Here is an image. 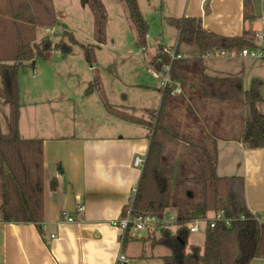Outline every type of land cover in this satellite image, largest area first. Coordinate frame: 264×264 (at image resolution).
Segmentation results:
<instances>
[{"label": "crops", "instance_id": "1", "mask_svg": "<svg viewBox=\"0 0 264 264\" xmlns=\"http://www.w3.org/2000/svg\"><path fill=\"white\" fill-rule=\"evenodd\" d=\"M162 7L169 19H202L219 35L247 33L254 40L257 33H264V0H163ZM156 43L161 45L159 40ZM191 52L185 48L179 54L182 59H192L197 53L201 56L200 49ZM71 54L53 53L52 59L36 61L25 72L23 84L20 78V134L43 140V231L32 222L0 219V264H163L169 249L142 240L147 238L146 232L123 245L119 230L111 224L121 217L132 188L138 186L142 169L134 167L133 161L137 155L146 159L152 127L116 117L97 91L87 94L95 66L80 56V60L69 59ZM229 57L236 61L220 67L208 63L214 57H204L205 74L242 75L245 89L255 79L264 83V59ZM98 66L111 104L123 105L134 116L152 122L161 106V88L154 92L148 84L133 83L134 91L126 94L115 81L118 78L113 74L108 78L107 66L101 62ZM149 72L160 76L157 69ZM227 107L209 102L196 108L217 134L212 135L217 141V173L243 177L249 210L264 211V147L248 148L242 143L243 122L240 131L232 134L235 136L229 134L232 125L227 119L232 110ZM78 204L84 206L82 215L76 214ZM69 215L76 221L65 220ZM157 248L165 250L155 253ZM120 253L127 261H118ZM252 264H264V258H256Z\"/></svg>", "mask_w": 264, "mask_h": 264}, {"label": "trees", "instance_id": "2", "mask_svg": "<svg viewBox=\"0 0 264 264\" xmlns=\"http://www.w3.org/2000/svg\"><path fill=\"white\" fill-rule=\"evenodd\" d=\"M94 12L96 25L103 27L105 9L101 0H81ZM138 33L137 46L147 48L149 24L138 0H124ZM6 14H0V97L10 108V130L0 126V219L5 222H32L43 231V140L23 138L20 134L22 106L20 74L32 68L38 59H45L54 49L64 55L78 41L64 31L60 42L50 37L37 41L38 20L29 0H6ZM48 22L53 23L55 10L46 7ZM180 41L197 45L201 56L193 60H172L161 48L154 59L158 71L170 65L172 84L163 88L161 106L153 122L123 114L108 102L100 75L86 93L97 91L107 110L118 117L152 127L153 134L138 183L133 210L137 214L162 216L171 209L177 216L175 231L161 227L148 234L153 247L163 246L170 253L163 264H252L264 258V223L257 221L249 210L243 177H222L217 173L216 138L206 120L196 111L207 103L227 102L244 108L242 143L248 148L264 147V114L258 105L264 104V83L255 79L245 89L242 75L209 76L205 74L204 54L215 49L241 52L252 46L253 38L245 33L229 37L211 32L202 19H176ZM99 46V45H98ZM87 60L95 64L94 49L83 46ZM179 46L177 47L176 53ZM160 60V61H159ZM96 69V68H95ZM180 85L182 93L173 94ZM1 121V120H0ZM1 125V123H0ZM55 184V183H53ZM224 210L234 220L219 223L205 231L203 247L189 245L191 232L187 223L209 213ZM127 235L123 245L133 239Z\"/></svg>", "mask_w": 264, "mask_h": 264}, {"label": "rangeland", "instance_id": "3", "mask_svg": "<svg viewBox=\"0 0 264 264\" xmlns=\"http://www.w3.org/2000/svg\"><path fill=\"white\" fill-rule=\"evenodd\" d=\"M29 1L32 4L33 12L38 20L37 41H41L42 38L47 36L50 37L54 43L60 42L62 39L68 41V38L64 37V31H69L78 41V44L72 46V50L69 54L72 52L73 54L69 56V59L80 60V56L81 58H84V60L88 61L83 46L93 48L96 61L94 64L96 68L94 71V76L97 72L100 75V79L102 80V70L99 69L98 66L101 62L103 65L107 66L106 74H109L108 78H111L109 77L111 74L118 78L115 81H118V84H122L120 87L125 89L124 92H126V94L134 91L131 88V84L133 83H142L144 85L148 84V86H152L154 92L155 88L159 87L162 90L161 94H163V82L165 77H163L160 73H158L160 74L159 76L156 73L155 75L149 72V69H154L156 71L154 59L160 53L161 48L164 50L165 54H168L166 51L167 49H169L171 53L176 52L178 46L179 52L183 51L185 48L191 49L192 54L199 50L197 45L189 44L183 41H180L179 43L180 29L177 23H175V18L169 19L166 17L162 7L163 0H138L139 7L149 24L147 48L144 50H141V48L137 46V29L130 18L128 7L124 0H101L105 9V20L101 29H99L96 25L95 15L90 6L83 3L81 0ZM48 5L53 6L55 10V19L53 23L48 22L46 10ZM6 10V0H0V14H6ZM45 28H49L50 30L46 32ZM157 40L160 41L161 45L156 43ZM50 53L45 59H52L50 56L53 53H58L62 56L64 55L61 49H54ZM198 54L199 53H197V55L190 60L199 58ZM45 59H38L36 61L41 62ZM234 61H236V58L233 59L228 55L208 59V63L219 67L229 63H234ZM24 74L25 72L20 74V78H22V84L23 79L26 77ZM123 85L126 86L123 87ZM128 85H130V91L127 89ZM105 86L106 85L103 87L104 89ZM110 100L112 99H109L108 102L111 104L112 101ZM226 103L227 102H221L217 104L226 105ZM114 106L123 111V114L134 116L133 113L123 105ZM227 108L232 110V115L229 116V119H227L226 116L224 120L227 119L228 123L232 125V129H230L229 134H236L240 131L241 124L244 122L245 109L238 106L234 107L233 105H229ZM258 108L259 111L264 114V104L260 103ZM157 112L158 110L156 111V114ZM0 116L1 130L2 132L7 133L9 132L10 111L9 106L2 97H0ZM221 117L223 116L221 115ZM153 118L154 115L151 117V120H153ZM153 121H155V118ZM218 125L219 124L217 123V126ZM223 172L224 171L221 169L219 170V174H222ZM165 215L167 218H169L170 215H175V212L169 209L166 211ZM177 227L178 226L175 224V222L170 223L169 228H171L173 231H175ZM202 239L203 241H201V243H197ZM204 241L205 231L201 230L191 234L189 245H198L203 247ZM157 249L154 250L155 253L158 252L159 249L165 250V248ZM147 250L151 251V248L148 247Z\"/></svg>", "mask_w": 264, "mask_h": 264}, {"label": "built area", "instance_id": "4", "mask_svg": "<svg viewBox=\"0 0 264 264\" xmlns=\"http://www.w3.org/2000/svg\"><path fill=\"white\" fill-rule=\"evenodd\" d=\"M263 22H264V15L262 16ZM253 45L246 47L241 52H238L236 50H223V49H215L213 51H209L206 54H204V57H218V56H244L248 57L250 59H264V33H257L255 35V39L253 41ZM167 53L170 55L171 59H179L181 58V55L174 52L171 53L169 49L166 50ZM160 61V60H159ZM170 65H166L163 68V71H158L163 77H165V80L163 82L164 87H166L169 84H172V81L170 80ZM155 73V72H154ZM182 93V88L180 85H178L174 90L173 94H180ZM145 160L143 157L137 155L134 158L133 166L139 169H143ZM138 192V186H135L131 190V196L130 201L125 206L123 213L120 218L115 219L111 221V224L116 227L120 232V242L123 243V240L127 235H130L132 237H136L139 234H142L143 232L151 233L155 230L160 229L161 227H169L171 222H175L177 224V216L170 215L169 218L166 217L165 214L162 216L154 215V214H135L133 210L134 206V200ZM84 213V206L82 204H78L76 207V214L82 215ZM254 218L264 223V211L253 213ZM65 220L69 222H75L76 218L73 215H69ZM234 219L231 217H228L226 215V212L222 209L215 213H213V216H207V217H199L194 218L190 220L186 225L187 228L191 233H196L198 231L204 230L206 231L209 228L216 227L219 223H226L230 224ZM178 226V225H177ZM54 237V235H52ZM118 261H127V257L120 253L118 256Z\"/></svg>", "mask_w": 264, "mask_h": 264}]
</instances>
